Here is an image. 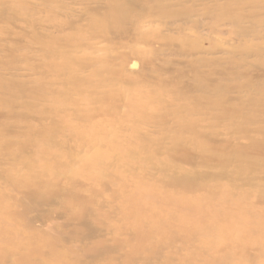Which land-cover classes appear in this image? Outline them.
<instances>
[{
    "label": "rangeland",
    "instance_id": "374dc122",
    "mask_svg": "<svg viewBox=\"0 0 264 264\" xmlns=\"http://www.w3.org/2000/svg\"><path fill=\"white\" fill-rule=\"evenodd\" d=\"M126 1L0 0V264H264V0Z\"/></svg>",
    "mask_w": 264,
    "mask_h": 264
},
{
    "label": "bare ground",
    "instance_id": "6f19581e",
    "mask_svg": "<svg viewBox=\"0 0 264 264\" xmlns=\"http://www.w3.org/2000/svg\"><path fill=\"white\" fill-rule=\"evenodd\" d=\"M125 1H126V0H125ZM125 1H124V3H125ZM143 2H145L146 4L143 3ZM167 2H168V0H155V1H154V0H128L129 5H131V6H132V5H133V6H138V4H139V5H143V4H144V5H147V4H149L150 6H152L151 8L154 9L155 11H157V12L160 11L159 13H162V12H165V11H166L165 9H167V6L169 5ZM114 3H115L117 6H114V5H113ZM118 3H119L118 0H113V3H112L111 5H113L114 8H113V6H111V7H112L114 10H112V13H113V15L117 14V15H115V17L118 16L119 18H123V19H124V16H127L125 13H127V14L129 13V12L127 11V8H128V10H129L130 8H129V7H126V8H125V7H124V5H125L124 3H120V4H122V6H121V5L118 6V5H119ZM142 3H143V4H142ZM215 3H216V2H215ZM243 3H244V2H243ZM123 4H124V5H123ZM126 4H127V1H126ZM234 4H235V3H234ZM236 4H237V3H236ZM244 4H245V3H244ZM144 5H143V6H144ZM177 5H178V4H177ZM228 5H229V4H228ZM228 5H227V6H228ZM170 6H171V5H170ZM234 6H235V5H234ZM111 7H110V9H112ZM237 7H240V5L237 6ZM242 7H244V6H242ZM144 8H145V7H144ZM144 8L142 7L141 9H144ZM224 8H225V7H224ZM247 8H248V7H247ZM133 9H135V8H133ZM133 9H131V10H133ZM146 9H147V8H146ZM149 9H150V7L148 8V10H149ZM245 9H246V8H245ZM131 10H130V11H131ZM154 10H151V11H153V14H154ZM167 10H168V9H167ZM171 10H172V8H171ZM210 10H211V9H210ZM210 10L208 9V11H210ZM214 10H215V8H214ZM227 10L229 11V8H227ZM237 10H238V9H237ZM239 10H240V9H239ZM253 10H254V9H253ZM110 11H111V10H110ZM110 11H109L108 13L111 14ZM138 11H140V10H138ZM169 11H170V10H169ZM175 11H176V10H175ZM114 12H116V13L114 14ZM135 12H136V9H135ZM135 12H134V13H135ZM186 12H188V11L186 10ZM210 12H211V11H210ZM219 12H220V11H219ZM222 12H223V11H222ZM166 13H167V12H165V13H163V14H166ZM171 13H172V12H171ZM190 13H191V12H190ZM214 13H215V12H214ZM129 14H130V13H129ZM138 14H139V13H138ZM155 14H157V13H155ZM188 14H189V12H188ZM204 14H205V13H204ZM207 14H208V13H207ZM212 14H213V13H212ZM212 14H211V15H212ZM108 15H109V14H108ZM113 15H112V16H113ZM131 15H132V14H131ZM227 15H228V14H227ZM112 16H111V17H112ZM214 16H215V15H214ZM223 16H224V15H223ZM99 17H100V16H99ZM115 17H112V18L114 19ZM118 17L116 18V19H117V22H119ZM235 17H236V16H235ZM112 18H110V20L113 21ZM127 18H129V16H127ZM130 18H131V17H130ZM147 18H148V17H147ZM228 18H229V17H228ZM230 18H231V20H232V17H230ZM116 19H115V20H116ZM236 19H237V18H236ZM120 20H122V19H120ZM126 20H127V19H125V21H126ZM128 20H129V19H128ZM237 20H239V19H237ZM125 21H124V22H125ZM233 21H234V20H233ZM93 22H94V21H93ZM98 22H99V21H98ZM115 22H116V21H115ZM121 22H123V21H121ZM121 22H120V23H121ZM231 22H232V21H231ZM240 23H241V22H240ZM110 24H111V23H110ZM117 24H118V23H117ZM117 24H115V25H117ZM249 24H250V23H249ZM92 25H93V24H92ZM108 25H109V24H108ZM110 26H112V25H110ZM253 26H254V25H253ZM109 29H111V28H109ZM94 30H95V29H94ZM99 30H100V29H99ZM105 31H108V30H105ZM105 31H103V32L105 33ZM109 31H110V30H109ZM100 32H101V31H100ZM248 32H249V31H248ZM93 33H94V32H93ZM95 33H96V32H95ZM95 33H94V34H95ZM99 34H100V33H99ZM90 38H91V37H90ZM98 38H99V37H98ZM249 48H250V47H249ZM257 48H258V47H257ZM252 51H253V50H252ZM207 62H209V61H207ZM192 63H193V62H192ZM194 64H195V63H194ZM198 64H199V63H198ZM211 64H212V63H211ZM195 65H197V64H195ZM189 66H190V65H189ZM190 67H192V66H190ZM197 67H198V66H196V68H197ZM199 67H201V65H200ZM101 70H102V69H101ZM102 71H103V70H102ZM212 71H213V70H212ZM197 72H198V70H197ZM211 74H212V72H211ZM213 74H214V73H213ZM106 75H107V72H106ZM179 75H180V74H179ZM109 76H110V75H109ZM194 76H195V75H194ZM194 76H193V77H194ZM210 76H211V75H210ZM193 77H192V78H193ZM200 77H201V76H200ZM208 77H209V76H208ZM197 79H198V78H197ZM212 80H213V79H212ZM212 80H211V81H212ZM202 81H203V80H202ZM204 82L206 83V81H204ZM94 83H95V82H94ZM200 83H201V86H200ZM200 83H199V86L202 87L203 83H202V82H200ZM210 85H211V84H210ZM202 88L205 89V85H204ZM216 89H217V88H216ZM216 89H215V91L217 92ZM212 90H214V89H212ZM211 93H212V92H211ZM202 94H203V92H202ZM202 94H201V96H203ZM211 96H212V95H211ZM213 97H214V96H213ZM220 97H221V96H220ZM177 98H178V97H177ZM204 98H205V97H204ZM206 98H208V97L206 96ZM210 98H211V97H210ZM214 98H215V97H214ZM214 98H213V99H214ZM186 99H187V98H186ZM188 99H189V98H188ZM213 99H212V100H213ZM221 99H222V98H221ZM189 100H190V99H189ZM198 100H199V99H198ZM206 100H207V103H208V104H213V103L215 102L214 100L212 101L211 99H206ZM217 100H218V99H217ZM217 100H216V101H217ZM200 101H201V100H200ZM204 101H205V99H204ZM220 101H221V100H220ZM191 102H192V101H191ZM218 102H219V101H218ZM218 102H217V103H218ZM194 103H195V105H198V104L196 103V101H195ZM205 103H206V101H205ZM215 103H216V102H215ZM208 104H207V105H208ZM219 104H220V102H219ZM195 105H193V108H195ZM205 105H206V104H205ZM207 105H206V108H207ZM164 106H165V105H164ZM208 106H209V105H208ZM181 108H182V107H181ZM187 108H188V107H187ZM193 108H191V110H193ZM184 109H185V108H184ZM187 110H189V109H187ZM187 110H186V111H187ZM191 110H189V111H191ZM213 110H214V109H213ZM220 110H222V108H221ZM216 111H217V110H216ZM222 111H224V110H222ZM179 112H180V111H179ZM187 112H188V111H187ZM202 112H203V111H202ZM226 112H227V111H226ZM192 113H193L192 111H191V112H188V115H189V114L191 115ZM220 113L222 114V112H220ZM227 113H228V112H227ZM224 114H225V113H224ZM183 115H184V114H183ZM176 116H177V118H178V117H179V118L182 117V112H181V116H179L178 114H177ZM209 116H211V115H209ZM187 117H189V116H187ZM184 119H185V118H184ZM192 119H193V118H192ZM196 119H197V118H196ZM175 120H176V119H175ZM186 120H187V118H186ZM191 122H192V121L190 120V123H191ZM193 122H194V121H193ZM199 122H200V121H199ZM187 123H188V122H187ZM195 123H196V122H195ZM195 123H193V126H196V125H194ZM191 124H192V123H191ZM197 125H198V123H197ZM199 125H200V124H199ZM199 125H198V126H199ZM115 126H116V124H115ZM186 126H187V125H186ZM190 126H191V125H190ZM190 126H189V127H190ZM189 127H188V128H189ZM200 127H201V125H200ZM203 127H204V126H203ZM184 128H185V126H184ZM184 128H183V130H184ZM193 128H194V127H193ZM190 129H192V127H191ZM169 130H170V129H169ZM186 130H187V129H186ZM195 130H196V129H195ZM195 130H194V131H195ZM198 130H199V129H198ZM198 130H197V131H198ZM180 131H181V130H180ZM188 131H189V130H188ZM131 132H132V131H131ZM176 132H177V131H176ZM185 132H186V131H185ZM191 132H192V131H191ZM178 133H179V131H178ZM182 133H183V132H182ZM209 133H210V132H209ZM209 133H208V134H209ZM213 133H214V132H213ZM172 134H173V133H172ZM172 134H171V135H172ZM167 135H169V134H167ZM178 135H179V134H178ZM211 135H212V134H211ZM179 136H180V135H179ZM168 137H169V136H168ZM173 137H174V136H173ZM172 139H173V138H172ZM141 142H142V140H141ZM141 145H142V144H141ZM206 145H207V144H206ZM210 146H211V145H210ZM210 146L207 147V148H210ZM205 149H206V148H205ZM243 152H244V151H243ZM136 155H137V154H136ZM146 156H147V155H146ZM148 157H149V156H148ZM148 157H147V158H148ZM238 157H239V156H238ZM245 157H246V156H245ZM149 158H150V157H149ZM155 166H156V165H155ZM242 168H243V167H242ZM238 172H239V171H238ZM239 176H240V175H239ZM182 177H183V176H182ZM246 178H247V177H246Z\"/></svg>",
    "mask_w": 264,
    "mask_h": 264
}]
</instances>
